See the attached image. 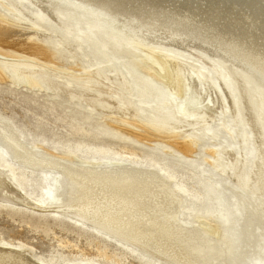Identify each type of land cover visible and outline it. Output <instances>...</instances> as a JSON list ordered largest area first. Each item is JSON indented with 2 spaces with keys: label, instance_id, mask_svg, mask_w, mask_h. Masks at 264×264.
<instances>
[{
  "label": "bare ground",
  "instance_id": "obj_1",
  "mask_svg": "<svg viewBox=\"0 0 264 264\" xmlns=\"http://www.w3.org/2000/svg\"><path fill=\"white\" fill-rule=\"evenodd\" d=\"M0 81L61 96L122 127L121 136L177 143L160 147L175 157L193 154L207 135L215 143V128L234 137L231 117L256 155L247 169L244 152L212 147L210 163L261 199L264 220V0H0ZM8 122L0 119L3 156L53 183L43 205L0 167V201L69 214L166 264H224L233 254L217 224L184 219L172 175L138 157L60 155L22 140ZM0 264L49 263L0 242Z\"/></svg>",
  "mask_w": 264,
  "mask_h": 264
},
{
  "label": "rangeland",
  "instance_id": "obj_2",
  "mask_svg": "<svg viewBox=\"0 0 264 264\" xmlns=\"http://www.w3.org/2000/svg\"><path fill=\"white\" fill-rule=\"evenodd\" d=\"M202 65L219 83L214 71L208 65ZM86 112L82 106L70 103L61 96L0 81V119L9 121L22 140L42 145L60 155L73 154L95 161L121 159L130 163L138 157L143 165L157 167L172 175L173 182L182 187L184 206L187 207L185 220L193 225L196 223L199 229L205 221L217 224L226 233L232 243L233 254L224 264H262L264 220L256 214L261 199L253 191L239 187L228 174H223L210 163L212 147L217 148L222 156L225 146L244 152L247 169L256 155L252 136L248 146H242L231 117L225 118V122L234 137L222 126L215 128L219 132L215 143L207 135L193 154L175 157L160 147L178 149L177 143L156 141V144L154 140L148 142L134 135L121 136V133H126L122 127L106 121L96 112ZM221 117L217 118L213 127L220 123ZM0 167L11 174L10 177L22 186L27 195L43 205L48 202L53 175L12 163L3 156L1 149ZM65 214L0 201V242L26 247L37 259L49 264L81 261L166 264L142 248L116 238H113L115 241L109 239L94 231L95 228L88 223ZM207 235L214 237V234Z\"/></svg>",
  "mask_w": 264,
  "mask_h": 264
},
{
  "label": "water",
  "instance_id": "obj_3",
  "mask_svg": "<svg viewBox=\"0 0 264 264\" xmlns=\"http://www.w3.org/2000/svg\"><path fill=\"white\" fill-rule=\"evenodd\" d=\"M230 99H231V97H230ZM232 100V99H231ZM247 111H244V114L246 113ZM262 264H264V260H262Z\"/></svg>",
  "mask_w": 264,
  "mask_h": 264
}]
</instances>
